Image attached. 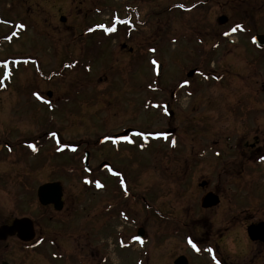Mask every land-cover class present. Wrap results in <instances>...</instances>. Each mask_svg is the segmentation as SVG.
<instances>
[{
  "label": "rangeland",
  "instance_id": "obj_1",
  "mask_svg": "<svg viewBox=\"0 0 264 264\" xmlns=\"http://www.w3.org/2000/svg\"><path fill=\"white\" fill-rule=\"evenodd\" d=\"M254 35H264V0H0V211L27 210L56 182L66 208L78 207L79 260L89 240L108 264H174L180 253L207 264L220 228L228 264H258L264 247L241 230L235 206L264 199V166L225 141L264 144V46ZM71 62L79 66L64 68ZM127 128L140 137L98 143ZM166 129L172 136H146ZM217 142L223 161L208 151ZM239 163L255 183L241 182ZM211 187L224 214L200 207ZM262 214L251 208L244 224ZM184 222L190 244L174 239ZM136 226L148 240L133 247Z\"/></svg>",
  "mask_w": 264,
  "mask_h": 264
},
{
  "label": "flooded vegetation",
  "instance_id": "obj_2",
  "mask_svg": "<svg viewBox=\"0 0 264 264\" xmlns=\"http://www.w3.org/2000/svg\"><path fill=\"white\" fill-rule=\"evenodd\" d=\"M52 107L53 104H50L48 108L51 109ZM164 108L166 109V112H168L167 104L164 105ZM167 127L170 128L169 123H167ZM173 133L174 130L172 129L161 130L155 139L162 140L165 139L164 137H167L166 135L172 136ZM133 136L140 137L139 133ZM143 139L144 137L142 138V140ZM251 139L252 143H249L247 140H245V137L242 136L239 137V139L237 138L234 141V144L230 146V139L227 137L225 139V141L227 142L226 148L227 150L234 149L233 151L236 152L237 155L245 153L247 156V163L250 165L254 166L255 164H257L264 166V144L263 147L259 145L260 142L258 141L256 135H253ZM104 143H108V141ZM2 147L0 146V152L4 151L2 150ZM208 151L213 152V155L217 158V160L223 161L224 159H226L224 158L225 153L221 152V147L218 142L211 145ZM236 162H238L236 161V159L229 160V164L231 166H234L232 164H236ZM239 164L240 165L238 166V172L241 177V182L247 180L251 184L255 183L256 176H251L249 178L248 176H244L243 174H241V172L243 171V167H241V163ZM2 169L4 170L3 165H1L0 162L1 175L4 172ZM100 170L105 171L109 174L112 170V166L110 168H104ZM84 171L87 175H91L92 173L91 168L87 170L84 169ZM108 177L114 178L115 176L109 174ZM190 179L191 178H189L187 181L189 182ZM126 187L127 192H130L131 185ZM203 189H205V187ZM210 189H207L204 194H215V196H217L218 198V203L215 206L204 209L206 212L212 211V209L214 208L219 209L218 207L223 202H225V199L223 198L224 196L222 194L219 195L217 190L215 188L213 189V187H211ZM61 202L62 206L58 210L53 204L43 206L39 204L35 192V195L31 197V203L34 205L29 206L25 211L21 209L17 211L16 208L14 210V207L11 206L2 207L5 209L7 208V211H0V264H79V261L80 264H92V260L95 257V251L97 253L96 255H98L99 248L88 240L85 244L88 249L90 248V251L87 254L84 253L85 251L81 249V258L79 260V224L77 223V220L79 219L78 207L70 205V209L69 207L66 208V199L63 197H61ZM254 202L255 205L253 204V206L250 205L251 202H248L246 204L248 207H245V204H243L242 201L236 203V219L237 221H241V224L239 225V227L242 226L241 230L246 231V228L250 225H259L264 223V218L258 217L259 219L255 220L254 222L252 221L251 223H249V225L244 224V221L246 220L245 216H249L251 208L255 209L257 212H262V216L264 217V199H254ZM109 211L110 206H107V208L101 213L103 215H106L109 213ZM219 211L221 212L223 210L219 209ZM222 213L224 214V211ZM103 215L98 216L101 217ZM219 217H222L221 214L219 215ZM207 222L209 224H212V221L209 218H207ZM225 223L231 224L234 223V221H232L231 219V221ZM182 227V231H180L181 227H177L174 239L179 238L187 242V244H190L189 241H191L192 239V235L190 234L191 227L189 228L186 222L183 223ZM139 228L141 227L136 226L130 237L132 238V241L140 244V246H143L144 243H146L148 240L146 237L138 240L134 239V235ZM74 229H76V231H74ZM219 229L220 228L215 229V231L218 233V240H216L215 245H207V264H228L220 255V247L217 245V243L220 242V250H222V241L225 238V234L222 233V231ZM258 243H261L260 246L264 247V242L261 241L252 242V245H257ZM181 255L183 254H178L176 258ZM189 256L192 258L193 255L189 254ZM109 257L110 254L108 253H103L102 255L100 254L98 255L99 260L95 264H108L110 262ZM186 257L188 260V264H192L193 259L188 256ZM258 264H264V257L260 259Z\"/></svg>",
  "mask_w": 264,
  "mask_h": 264
},
{
  "label": "water",
  "instance_id": "obj_3",
  "mask_svg": "<svg viewBox=\"0 0 264 264\" xmlns=\"http://www.w3.org/2000/svg\"><path fill=\"white\" fill-rule=\"evenodd\" d=\"M61 21H64V18L61 19ZM218 22L220 24H224L226 22L225 17H220L218 19ZM254 42L262 46L264 45V36L263 35H257L254 37ZM161 73V65H157V76H159ZM195 74V70L190 71L187 74V77H192ZM51 94L48 93V96ZM171 115V113H170ZM137 131L134 129H127L119 134L113 135L112 139L116 141H123L125 140L129 134H136ZM153 137L156 136V134H152ZM104 139H100L99 142H102ZM87 155V154H86ZM85 165L87 166V159L85 160ZM108 165L107 163H102L100 165L101 168ZM61 195H62V189L61 186L58 183H48L40 186L37 190V199L38 202L45 206L48 204H53L57 210L61 208L62 202H61ZM218 203L217 196L213 195L212 193H207L201 200V207L202 208H209L211 206H215ZM9 229V228H8ZM247 235L251 241H261L264 242V223L259 225H251L247 228ZM138 236H143V231H138ZM174 264H187V260L185 257H179L175 260Z\"/></svg>",
  "mask_w": 264,
  "mask_h": 264
},
{
  "label": "snow or ice",
  "instance_id": "obj_4",
  "mask_svg": "<svg viewBox=\"0 0 264 264\" xmlns=\"http://www.w3.org/2000/svg\"><path fill=\"white\" fill-rule=\"evenodd\" d=\"M233 31H235V29H233ZM191 243V241H189ZM193 247H195V245L193 244Z\"/></svg>",
  "mask_w": 264,
  "mask_h": 264
},
{
  "label": "trees",
  "instance_id": "obj_5",
  "mask_svg": "<svg viewBox=\"0 0 264 264\" xmlns=\"http://www.w3.org/2000/svg\"><path fill=\"white\" fill-rule=\"evenodd\" d=\"M197 7H199V5H198ZM197 7H196V8H197Z\"/></svg>",
  "mask_w": 264,
  "mask_h": 264
}]
</instances>
